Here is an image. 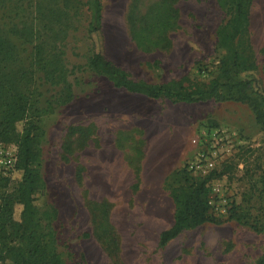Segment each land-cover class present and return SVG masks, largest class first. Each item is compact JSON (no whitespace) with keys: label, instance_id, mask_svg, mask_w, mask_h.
Instances as JSON below:
<instances>
[{"label":"rangeland","instance_id":"rangeland-1","mask_svg":"<svg viewBox=\"0 0 264 264\" xmlns=\"http://www.w3.org/2000/svg\"><path fill=\"white\" fill-rule=\"evenodd\" d=\"M69 1L58 29L44 27L55 20L50 6L27 18L49 36L48 47L60 60L72 93L67 103L57 104L52 99L58 85L36 80L40 101L50 100L51 110L38 119L44 187L35 204L54 209L51 227L63 263L254 264L264 252V229L250 226L264 225V128L250 108L232 100L172 102L130 93L87 66L90 52L100 51L132 80L203 87L224 52L216 31L229 16L226 7L220 0H173L163 8H158L163 0H99V29L88 31L86 0ZM13 4L0 0V26H21L23 12ZM29 10L34 12L32 6ZM10 38L27 63L30 45ZM237 45L253 68L255 85L264 89V0L251 1L249 26ZM184 116L194 125L173 133L178 146L167 147V129ZM69 126L80 132L68 135ZM203 127L234 133L231 154L216 169L221 174L208 184H222L223 195L240 204L246 221L216 215L217 220L184 229L160 247L158 234L169 227L174 210L166 179L192 157L189 139ZM8 172L10 190L19 171ZM19 208L14 207L15 219Z\"/></svg>","mask_w":264,"mask_h":264},{"label":"trees","instance_id":"trees-1","mask_svg":"<svg viewBox=\"0 0 264 264\" xmlns=\"http://www.w3.org/2000/svg\"><path fill=\"white\" fill-rule=\"evenodd\" d=\"M158 8L168 6L173 0H163ZM252 0H220L229 16L216 31L217 45L224 52L215 66V75L203 87L194 89L174 88L169 84H150L135 81L127 73L106 59L102 52L92 50L87 58V66L97 74L106 76L115 88L150 98L165 97L172 102H194L214 99L232 100L245 103L251 110L254 120L264 128V89H259L250 74L253 70L247 58L239 53L238 40L249 26V7ZM26 3V5L24 4ZM13 7L23 12L24 19L0 26V143L15 146V160L11 170L19 171V178L8 190V173H0V262L4 264H64L56 248L55 232L51 227L54 209L50 205L38 207L36 195L43 191L44 182L39 172V137L41 130L39 117L51 110V101H40V91L36 80L58 85L53 102L67 103L71 97L69 84L64 81V70L59 65L57 55L49 49V36L39 28L34 20H27L41 8H48L49 20L44 24L48 31L58 29L62 20L59 14L67 16L69 0H15ZM90 16L87 30H98L100 26L99 0H86ZM163 5V6H162ZM33 7L34 12L27 11ZM26 13V16H25ZM63 19V18H62ZM14 36L21 43L30 45V51L24 63L17 46L11 40ZM41 72L40 76L36 74ZM250 74V75H249ZM52 97V98H53ZM20 124L17 129L16 124ZM215 125V124H212ZM80 132L79 127L69 126L67 134ZM64 150L68 144H64ZM221 170H212L205 176H193L184 165L172 172L166 182L170 186L169 194L174 204L172 222L168 228L158 234V246H164L170 239L184 229L193 228L206 221H214L216 215L207 204L209 180L219 176ZM80 177V168L76 169ZM183 181L171 186L172 182ZM172 181V182H171ZM264 190V177L262 178ZM228 200L225 218L245 223L240 204L233 198ZM18 205V218L13 217L14 207ZM263 230L264 225L250 224ZM254 264H264V252Z\"/></svg>","mask_w":264,"mask_h":264},{"label":"built area","instance_id":"built-area-1","mask_svg":"<svg viewBox=\"0 0 264 264\" xmlns=\"http://www.w3.org/2000/svg\"><path fill=\"white\" fill-rule=\"evenodd\" d=\"M234 139V133L223 127L200 128L197 134L189 139V144L195 149L184 168L193 176H205L216 170L231 154ZM14 160L15 146L0 144V173L6 174L10 171ZM222 191V184L210 182L207 204L214 215L226 214L228 200Z\"/></svg>","mask_w":264,"mask_h":264},{"label":"crops","instance_id":"crops-1","mask_svg":"<svg viewBox=\"0 0 264 264\" xmlns=\"http://www.w3.org/2000/svg\"><path fill=\"white\" fill-rule=\"evenodd\" d=\"M182 122V123H181ZM195 123V120H193V118L191 117H188V116H184V119L182 120H173L172 121V127L167 129L169 131L168 133V136L166 138V142H165V145L167 147H170V146H175L177 145L178 146V137H174L173 136V133L177 132H181V131H188L191 129L192 125H194ZM152 132L156 131V126L154 125V122L152 123ZM155 126V127H154ZM157 132L161 133V130L157 129ZM155 133V132H154ZM153 133V134H154ZM168 142V143H167Z\"/></svg>","mask_w":264,"mask_h":264}]
</instances>
